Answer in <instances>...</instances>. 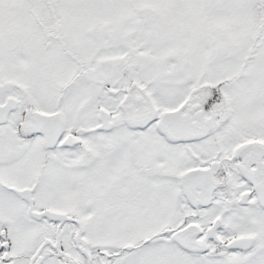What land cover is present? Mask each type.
Wrapping results in <instances>:
<instances>
[{"label": "flooded vegetation", "instance_id": "flooded-vegetation-1", "mask_svg": "<svg viewBox=\"0 0 264 264\" xmlns=\"http://www.w3.org/2000/svg\"><path fill=\"white\" fill-rule=\"evenodd\" d=\"M46 12L30 81L0 54V264H264V119L226 87L244 72L214 82L194 49L171 67L132 38L102 53L99 23L70 40Z\"/></svg>", "mask_w": 264, "mask_h": 264}, {"label": "rangeland", "instance_id": "rangeland-1", "mask_svg": "<svg viewBox=\"0 0 264 264\" xmlns=\"http://www.w3.org/2000/svg\"><path fill=\"white\" fill-rule=\"evenodd\" d=\"M48 8L59 13L57 21L70 40L78 33L80 39H92V30L99 23L102 48H111L102 53L125 48L126 40L132 38L138 39L134 53L139 47L161 63L172 62L171 67L174 63L169 55L194 49L196 70L210 73L214 82L244 72L237 82L226 86L236 104L235 112L245 110L240 114L245 123L251 118L264 119V0H0V54L6 58L2 65L11 74L8 77L17 73L24 81L32 79L31 62L48 38L36 22L53 21ZM74 29H79L76 37H72ZM140 30L142 36L137 38L134 34ZM48 197L59 203L58 196ZM97 226L96 242L119 238L114 225L100 222ZM161 260L209 264L206 258L188 257L172 249Z\"/></svg>", "mask_w": 264, "mask_h": 264}, {"label": "water", "instance_id": "water-1", "mask_svg": "<svg viewBox=\"0 0 264 264\" xmlns=\"http://www.w3.org/2000/svg\"><path fill=\"white\" fill-rule=\"evenodd\" d=\"M2 108V107H1ZM2 110V109H1ZM50 215V214H49ZM52 215H54V216H56V217H62V216H65L66 217V215L64 214V213H59V212H54Z\"/></svg>", "mask_w": 264, "mask_h": 264}]
</instances>
